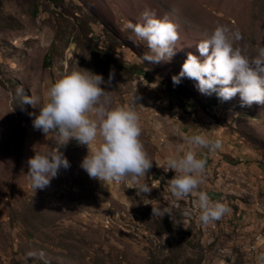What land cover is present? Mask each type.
Segmentation results:
<instances>
[{"label": "rangeland", "instance_id": "374dc122", "mask_svg": "<svg viewBox=\"0 0 264 264\" xmlns=\"http://www.w3.org/2000/svg\"><path fill=\"white\" fill-rule=\"evenodd\" d=\"M146 9L176 25L170 61H139L149 49L125 25L141 22ZM217 26L238 29L234 46L256 56L264 47V0H0V264H44L26 256L41 250L49 264H262L264 105L242 107L238 95L221 101L201 94L192 79L171 80ZM72 71L105 81L112 72L101 85L106 106L135 108L153 161L139 180L153 186L145 195L171 216L151 217L129 178L106 185L88 176L80 163L99 137L89 149L75 140L62 146L70 166L44 189L32 188L27 160L54 150L53 133L33 128L39 108L22 99L42 105L50 85ZM192 134L221 141L211 152L193 148L206 161L197 191L229 209L207 225L198 220L196 197L169 192L174 171L157 166L187 151L184 137Z\"/></svg>", "mask_w": 264, "mask_h": 264}, {"label": "clouds", "instance_id": "9594fccd", "mask_svg": "<svg viewBox=\"0 0 264 264\" xmlns=\"http://www.w3.org/2000/svg\"><path fill=\"white\" fill-rule=\"evenodd\" d=\"M142 21L127 22L125 27L134 33L139 41L146 42L149 52L139 57L140 62L159 64L170 61L175 54V42L179 39L176 25L166 17H158L154 12L145 10ZM128 39L137 44V39ZM241 33L237 29L231 31L226 26L215 27L205 39L196 44L199 57L189 52L182 63L178 74L171 77L173 85L181 82L183 77L194 80L195 87L201 94H215L221 101H227L238 95L240 105L251 106L253 103L264 105V47L258 49V54L250 57L240 47L234 46V40H240ZM147 70V69H146ZM99 73L89 71H72L54 81L47 90V100L42 105L38 98L25 95L22 102L38 107L32 125L45 136L49 132L54 143V150L45 153L35 152L27 160V177L35 191L44 189L51 179L57 176L61 168L67 169L70 162L61 151L70 140L79 144L91 145L99 137L98 147L89 150L83 157L80 167L90 178H95L106 184L112 181L130 179L128 188H135L136 195L143 204L151 205V217H162L165 213L171 216L168 209L151 203L145 194L153 186L140 182L139 177L145 176L153 165L139 139L141 128L139 117L131 105L107 107V97L102 84L110 83ZM20 91H23L21 89ZM105 100L102 102L101 97ZM138 97L133 96L136 103ZM30 115H32L30 113ZM95 118H92V116ZM188 150L182 155L173 153L168 156L163 171H174V176L168 179V190L175 198L189 194L196 199L193 204L199 210L198 220L207 225L219 220L229 209L226 204L210 200L204 191H197L202 182L206 161L197 158L194 147H204L210 152L221 147L220 139H212L204 134L185 136ZM186 215L190 212L186 211ZM44 260L45 254L29 251L27 257ZM264 264V255L258 257Z\"/></svg>", "mask_w": 264, "mask_h": 264}, {"label": "bare ground", "instance_id": "6f19581e", "mask_svg": "<svg viewBox=\"0 0 264 264\" xmlns=\"http://www.w3.org/2000/svg\"><path fill=\"white\" fill-rule=\"evenodd\" d=\"M243 248V247H242ZM252 250H257V246L256 245H252ZM262 255V254H261ZM256 259V258H255ZM248 262V261H247ZM254 262V261H253ZM262 263V262H261Z\"/></svg>", "mask_w": 264, "mask_h": 264}, {"label": "built area", "instance_id": "2783aa9c", "mask_svg": "<svg viewBox=\"0 0 264 264\" xmlns=\"http://www.w3.org/2000/svg\"><path fill=\"white\" fill-rule=\"evenodd\" d=\"M253 245H255V244H253Z\"/></svg>", "mask_w": 264, "mask_h": 264}]
</instances>
